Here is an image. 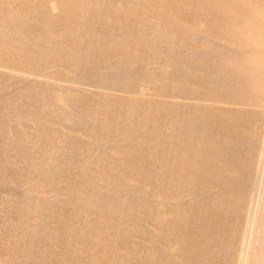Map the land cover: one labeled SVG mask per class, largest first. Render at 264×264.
<instances>
[{
  "label": "rangeland",
  "instance_id": "rangeland-1",
  "mask_svg": "<svg viewBox=\"0 0 264 264\" xmlns=\"http://www.w3.org/2000/svg\"><path fill=\"white\" fill-rule=\"evenodd\" d=\"M232 5L0 0V59L34 68L59 39L82 51L69 70L0 67V264H48L55 243L85 264L95 227L97 264H264V112L224 111L215 74H192L211 64L183 55L185 8ZM250 119L251 172L225 173Z\"/></svg>",
  "mask_w": 264,
  "mask_h": 264
},
{
  "label": "crops",
  "instance_id": "crops-1",
  "mask_svg": "<svg viewBox=\"0 0 264 264\" xmlns=\"http://www.w3.org/2000/svg\"><path fill=\"white\" fill-rule=\"evenodd\" d=\"M232 2L233 5L227 7L204 8L200 6V8H193L187 6L185 8V18L182 20V24H184L183 26L185 27L187 37L189 36V32L187 33L189 29H191L190 32H194L192 34L193 36H190L191 38L194 37V39H192L190 44L186 41L183 45L185 50L183 54L185 56L184 62L200 64V68H204L205 64H211V70L205 71L199 69L196 72H192V74H199L201 77L204 74H215V77L219 81L216 87V94L224 96V100L229 99V102L232 103L224 104L227 105L223 108L224 111L227 109H236V112L243 110L252 115L253 113L259 114L264 112V0H232ZM198 26L201 29H197L199 28ZM203 26L216 28L210 30L208 40H203V34L208 36V33L206 34V31H204L205 29L202 30ZM200 30L202 31V36L196 38V33H200ZM59 40H51L53 46L51 42L48 46L44 45L47 53H42L43 56L46 54V63H44L42 56L39 57L41 59L34 68L32 67V62L30 65L26 63L24 68L21 69V63H18V55L12 57V53L10 55H4L7 58L0 59V64H3L0 67H12L20 71L37 73L39 70L42 71L48 68L46 65L47 62L57 63L65 61V69L75 68L77 66L75 65L76 62H82L79 60L82 51H74L69 41V44H65ZM62 46H67L68 49H60ZM56 48L60 49V51H57L58 49ZM104 49V47H101V53L99 55L93 53L92 56H95V58L98 57V59L101 56H105L104 58L109 57V60H111L113 58L112 49ZM88 57H91L90 52H88ZM70 62H72V66L69 65ZM86 62L91 61L88 58ZM220 86H223L224 89H218ZM63 106L69 109L71 106L70 101L66 103L64 100ZM200 114L203 116L202 119H205L204 114ZM245 127L248 129L247 133H244L247 136L238 134L230 138L226 137L231 139L228 142L232 145L231 152L235 151L236 153H233L231 157H225L227 159L225 173L241 171L245 175L246 172L244 169L248 168L247 173L250 169L249 165L247 166V158H255L254 156L251 157V153L255 152V149H252L251 145L254 121L251 122V119L250 121L248 120V124ZM238 151H243L247 155L241 156V153H237ZM218 173H221V171H218ZM94 230L92 235L93 243L92 245L88 244L87 251H85V264H97L96 227ZM46 243H37L34 247L37 246L40 249L45 248L49 251L48 248L50 245L48 241ZM51 249L54 255L52 259L55 258V260L53 262L50 261L48 264H60V262L63 264V261H61L63 259L58 256L65 249L64 243H61L59 247L55 243ZM192 264L195 263L193 262Z\"/></svg>",
  "mask_w": 264,
  "mask_h": 264
}]
</instances>
